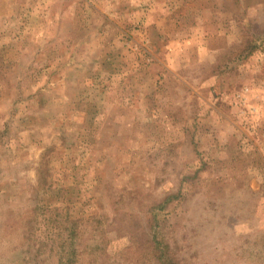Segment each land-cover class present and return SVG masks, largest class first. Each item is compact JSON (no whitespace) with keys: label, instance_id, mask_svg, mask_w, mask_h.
<instances>
[{"label":"rangeland","instance_id":"374dc122","mask_svg":"<svg viewBox=\"0 0 264 264\" xmlns=\"http://www.w3.org/2000/svg\"><path fill=\"white\" fill-rule=\"evenodd\" d=\"M170 263L264 264V0H0V264Z\"/></svg>","mask_w":264,"mask_h":264},{"label":"trees","instance_id":"16d2710c","mask_svg":"<svg viewBox=\"0 0 264 264\" xmlns=\"http://www.w3.org/2000/svg\"><path fill=\"white\" fill-rule=\"evenodd\" d=\"M168 260H172V259H168ZM171 264V263H170Z\"/></svg>","mask_w":264,"mask_h":264}]
</instances>
